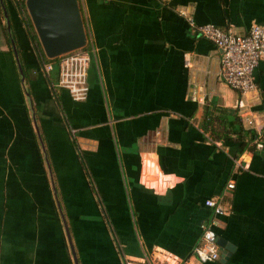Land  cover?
I'll list each match as a JSON object with an SVG mask.
<instances>
[{
    "label": "crops",
    "instance_id": "1",
    "mask_svg": "<svg viewBox=\"0 0 264 264\" xmlns=\"http://www.w3.org/2000/svg\"><path fill=\"white\" fill-rule=\"evenodd\" d=\"M82 1L89 40L55 99L0 0V264H200L210 223L234 251L207 264H264V60L240 110L189 24L247 35L264 0ZM220 198L228 213L205 205Z\"/></svg>",
    "mask_w": 264,
    "mask_h": 264
},
{
    "label": "built area",
    "instance_id": "2",
    "mask_svg": "<svg viewBox=\"0 0 264 264\" xmlns=\"http://www.w3.org/2000/svg\"><path fill=\"white\" fill-rule=\"evenodd\" d=\"M189 24L193 34L205 38L221 52V70L219 79L240 95L238 107L246 109L248 96L256 92V70L264 60V24H255L247 35H239L231 30L222 29L214 24L197 25L192 19ZM44 71L50 73L53 66L45 65ZM246 117V115H243ZM249 124H253L250 120ZM258 147L263 145L258 144ZM235 184L228 183L227 191H233ZM220 199H209L205 205L219 214L228 213ZM202 238L194 250V256L200 264L220 260L221 252L214 223L202 225ZM125 264H142L137 260H126Z\"/></svg>",
    "mask_w": 264,
    "mask_h": 264
},
{
    "label": "water",
    "instance_id": "3",
    "mask_svg": "<svg viewBox=\"0 0 264 264\" xmlns=\"http://www.w3.org/2000/svg\"><path fill=\"white\" fill-rule=\"evenodd\" d=\"M26 6L49 59L87 45V33L78 0H26ZM218 243L222 262L225 263L234 249L223 239L218 238Z\"/></svg>",
    "mask_w": 264,
    "mask_h": 264
},
{
    "label": "trees",
    "instance_id": "4",
    "mask_svg": "<svg viewBox=\"0 0 264 264\" xmlns=\"http://www.w3.org/2000/svg\"><path fill=\"white\" fill-rule=\"evenodd\" d=\"M78 1H79L81 13H82L84 26H85L86 33H87V37H88V40H89V36H90L89 32H88L89 30L87 29V23H86V19L84 18V13H83V1L82 0H78ZM16 6H17L18 12H19L20 17H21V22H22L23 26L25 27V30H26V32L28 34V37H29L30 41L32 42L35 51L38 52V54H39L40 63H41V67L43 69V72H45L44 71L45 65L50 64V65L53 66V71L52 72H50V73H46L45 72L46 80H47V82H48V84L50 86V91H51L53 97L55 99H59L57 91L59 90L61 65H62V62H63L65 57L62 56V57H57V58H54V59H49L45 55L43 47H42L41 42L39 40V36L37 34V31L35 29V26L33 24L31 16H30V14L28 12V9H27V6H26V0H16ZM87 48H88V46L86 47V49ZM24 75L27 77L26 72H24ZM217 119L218 118H216V117L214 119H213V117L212 118H208L209 121L207 122L209 127H210V129L212 130V132L214 134H217V130H215L212 125H213V123L216 122ZM225 124H226V122H224V124L222 125L223 128L221 129V130H223V134L224 135L227 133V132H225V130H228V127ZM249 133L251 134V137L254 140L255 133H253V132H249ZM225 136L229 137V135H225ZM240 139H241L240 140L241 141L240 144H242V149L245 150L246 147H247V144H245V142L242 141V138H240ZM226 140H228V139H226ZM249 143H250V141L248 142V144Z\"/></svg>",
    "mask_w": 264,
    "mask_h": 264
}]
</instances>
